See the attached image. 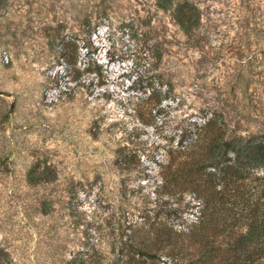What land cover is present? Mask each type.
Returning <instances> with one entry per match:
<instances>
[{
	"label": "rangeland",
	"instance_id": "obj_1",
	"mask_svg": "<svg viewBox=\"0 0 264 264\" xmlns=\"http://www.w3.org/2000/svg\"><path fill=\"white\" fill-rule=\"evenodd\" d=\"M170 2L0 0V264L196 258L205 144L264 135V0Z\"/></svg>",
	"mask_w": 264,
	"mask_h": 264
},
{
	"label": "trees",
	"instance_id": "obj_2",
	"mask_svg": "<svg viewBox=\"0 0 264 264\" xmlns=\"http://www.w3.org/2000/svg\"><path fill=\"white\" fill-rule=\"evenodd\" d=\"M159 4L171 7L170 0H159ZM199 16L193 3L177 7V18L187 29L197 24ZM211 136L204 146L205 157L213 153L219 161L220 174H214V180L222 189L213 196L214 213L203 219L198 231L190 228L188 245H179L183 250L192 248L196 258L182 257L184 261L176 264H253L264 259V173H260L264 170V135L229 140L225 129L220 128ZM230 152L234 157H229L228 165L223 167L221 160ZM135 248L144 257L140 264H156V255L142 247ZM232 252L243 259L231 260L227 255Z\"/></svg>",
	"mask_w": 264,
	"mask_h": 264
}]
</instances>
